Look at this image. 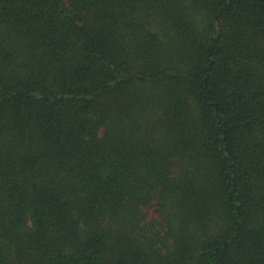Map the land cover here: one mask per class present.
<instances>
[{"label":"trees","instance_id":"trees-1","mask_svg":"<svg viewBox=\"0 0 264 264\" xmlns=\"http://www.w3.org/2000/svg\"><path fill=\"white\" fill-rule=\"evenodd\" d=\"M0 264H264V0H0Z\"/></svg>","mask_w":264,"mask_h":264},{"label":"rangeland","instance_id":"rangeland-1","mask_svg":"<svg viewBox=\"0 0 264 264\" xmlns=\"http://www.w3.org/2000/svg\"><path fill=\"white\" fill-rule=\"evenodd\" d=\"M151 215H154V211H153V212H151Z\"/></svg>","mask_w":264,"mask_h":264}]
</instances>
